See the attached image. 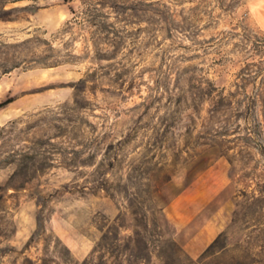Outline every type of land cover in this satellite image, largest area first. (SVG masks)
Listing matches in <instances>:
<instances>
[{"label": "rangeland", "instance_id": "rangeland-1", "mask_svg": "<svg viewBox=\"0 0 264 264\" xmlns=\"http://www.w3.org/2000/svg\"><path fill=\"white\" fill-rule=\"evenodd\" d=\"M253 1L0 0V102L17 100L0 122V264H92L114 224L122 246L148 235V264L177 245L172 264H264ZM194 183L214 197L179 230L171 203ZM115 261L105 249L93 264Z\"/></svg>", "mask_w": 264, "mask_h": 264}, {"label": "crops", "instance_id": "crops-1", "mask_svg": "<svg viewBox=\"0 0 264 264\" xmlns=\"http://www.w3.org/2000/svg\"><path fill=\"white\" fill-rule=\"evenodd\" d=\"M252 12L264 28V0H254L252 3ZM15 102L17 100L12 101L0 109V122H4L11 117L10 108ZM213 197V193L210 191L201 192L197 183H194L174 199L171 205L177 209L173 218L178 229L185 228L194 217L207 207ZM223 215L224 210H221V208L213 212L206 218L198 231L184 243V248L190 255L198 256L214 239L220 230Z\"/></svg>", "mask_w": 264, "mask_h": 264}, {"label": "trees", "instance_id": "trees-1", "mask_svg": "<svg viewBox=\"0 0 264 264\" xmlns=\"http://www.w3.org/2000/svg\"><path fill=\"white\" fill-rule=\"evenodd\" d=\"M2 18V17H1ZM14 101L12 97L7 98L4 101L0 102V109L7 106L9 103ZM206 168V167H205ZM204 169V168H203ZM136 214V211H133ZM117 222V221H116ZM138 226H142L144 229L148 226V223L144 220L138 223ZM103 225H100V230L102 231V237L100 241L97 243L96 247L93 250L92 257H90V262L94 263V255L96 253L102 252V250L107 249L109 255L114 258L115 264H148L152 260L151 250L149 246L150 238L148 235H142L139 230H135V235L130 237L131 240L128 241L127 244L122 246L121 241V230L123 228L122 224H114L112 226L113 231V240L108 242V236L104 231ZM217 240V239H216ZM215 242V241H214ZM213 242V243H214ZM211 244V246L213 245ZM185 254L184 249L177 245V248L169 255L164 254L160 255L164 256L165 262L167 263H175L181 260V255ZM123 257V259H121ZM188 257V255H187ZM45 264V263H41Z\"/></svg>", "mask_w": 264, "mask_h": 264}]
</instances>
